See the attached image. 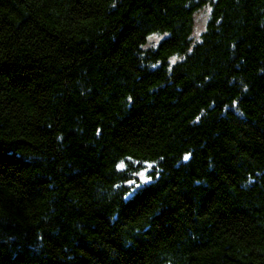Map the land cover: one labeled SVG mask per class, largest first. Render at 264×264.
<instances>
[{
	"label": "trees",
	"instance_id": "16d2710c",
	"mask_svg": "<svg viewBox=\"0 0 264 264\" xmlns=\"http://www.w3.org/2000/svg\"><path fill=\"white\" fill-rule=\"evenodd\" d=\"M0 264H264V0H0Z\"/></svg>",
	"mask_w": 264,
	"mask_h": 264
},
{
	"label": "rangeland",
	"instance_id": "374dc122",
	"mask_svg": "<svg viewBox=\"0 0 264 264\" xmlns=\"http://www.w3.org/2000/svg\"><path fill=\"white\" fill-rule=\"evenodd\" d=\"M209 13H210V6L207 5L196 14V26H195L196 36H199L200 33L205 29L206 24H207V19L209 17ZM162 37L163 35L161 34H153L149 38V42L147 46L155 45ZM148 169H149V166L141 170L139 173H137L136 175L137 178L130 181V184L139 185L141 183L147 182L149 180Z\"/></svg>",
	"mask_w": 264,
	"mask_h": 264
},
{
	"label": "snow or ice",
	"instance_id": "6c2138e0",
	"mask_svg": "<svg viewBox=\"0 0 264 264\" xmlns=\"http://www.w3.org/2000/svg\"><path fill=\"white\" fill-rule=\"evenodd\" d=\"M188 157H185V159H187Z\"/></svg>",
	"mask_w": 264,
	"mask_h": 264
}]
</instances>
